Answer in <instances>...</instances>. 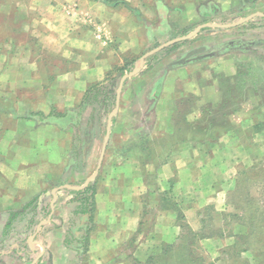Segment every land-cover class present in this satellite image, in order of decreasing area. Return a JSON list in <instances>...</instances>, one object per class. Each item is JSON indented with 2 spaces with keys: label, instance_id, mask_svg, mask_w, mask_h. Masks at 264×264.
I'll list each match as a JSON object with an SVG mask.
<instances>
[{
  "label": "crops",
  "instance_id": "1",
  "mask_svg": "<svg viewBox=\"0 0 264 264\" xmlns=\"http://www.w3.org/2000/svg\"><path fill=\"white\" fill-rule=\"evenodd\" d=\"M232 1L209 0L210 6L205 9L207 16L199 22H214L208 15L215 7L214 2L230 8ZM8 5L14 11L3 16L2 23L9 30L27 25L29 40L16 43L0 36V264L146 263L149 246L154 242L149 238L136 239L148 206L142 191L147 187L144 178L155 172V182L166 184L170 179L165 176L167 168H181L180 175L186 176L187 168L190 174V168L201 167L205 161L203 154L190 153L187 157L194 145L178 139L174 121L182 114L179 107L182 100L193 94L177 86L197 70L199 62L193 58L196 52L193 50L199 46L195 40L198 33L177 42L191 44L181 53L189 55L188 59L174 62L173 56L177 55L174 53L147 70L142 60L143 69L134 68L135 74L125 79L120 93L122 79L119 83L120 100L127 89L132 90L136 109H142L145 101L150 102L153 84L162 81L160 93L165 91L170 97L158 104L156 123L150 134L154 141L170 138L165 158L156 155L147 161L138 154L130 159L119 158L120 162L111 165L103 163L101 157L104 158L111 140L112 134H109L97 166L85 176L72 166L69 154L68 142L74 127L64 126L63 116L54 119L52 111L57 96L67 98L63 109L84 101L107 74L121 70L127 57L142 50L148 33L152 37L157 32L171 35L176 14L187 16L184 30H188V23L195 18L193 11L202 16V0H111L109 4L102 0H1L0 6ZM160 5L162 11L158 9ZM246 5L243 4L251 7ZM157 22L166 23L167 28L156 31L145 25ZM187 32L182 36L191 31ZM248 44L244 42L243 46ZM8 102L13 107L5 109ZM134 115L130 110L125 119L132 121ZM182 117L189 118L188 114ZM139 133L142 132L137 124L130 126L128 143L120 150L133 151L140 147L143 140ZM243 134L244 130H240L236 136ZM93 181L97 183L96 189L93 186V191L81 192ZM86 198L92 202L91 208H76V201ZM148 198L152 200L153 196ZM158 198L164 199L160 194ZM42 200L50 204L47 220L43 215L44 204L41 208L36 205ZM31 209L36 220L30 228H19L21 216L29 214ZM80 216L91 221L84 228L88 235L86 259L80 257L81 251L77 257L74 254L79 226H73L72 220L79 218L80 221ZM44 224L49 225L45 231ZM33 229L36 231L31 235ZM25 233L28 235L25 240L18 238ZM23 244L28 247V258L23 256Z\"/></svg>",
  "mask_w": 264,
  "mask_h": 264
},
{
  "label": "rangeland",
  "instance_id": "2",
  "mask_svg": "<svg viewBox=\"0 0 264 264\" xmlns=\"http://www.w3.org/2000/svg\"><path fill=\"white\" fill-rule=\"evenodd\" d=\"M248 3L251 7L243 6ZM214 5L208 15L215 23L199 22L207 16L205 9L210 6L209 0H202V16L194 12L196 8L191 5L195 18L188 23L190 33L206 23L225 25V28H204L200 33L197 32L195 40L199 46L193 50L196 51L193 58L199 62L197 70L194 75L181 77L183 79L177 86L193 93L183 99L179 106L182 110L180 115L188 114L190 121L178 119L177 125L189 132L203 134V139L197 143L190 142L194 150L188 151L187 157H190V153L203 154L205 161L201 167L190 168V174L187 168L186 176L180 175L181 168H167L165 176L170 179L166 184L155 182V172L144 178L147 187L142 191L147 196L144 202H148V206L142 215L136 239L149 238L154 242L153 246H149L150 256L144 264H174L183 253L190 252L195 264H264V16L255 14L264 12V0H233L230 8L217 2ZM158 9L163 10L161 5ZM13 11L11 5L0 6V36L16 43L29 40L27 25L19 26L17 31L15 28L7 29L2 23L3 16ZM176 16L175 29L173 31L171 28V35L157 32L152 37L148 33V40L142 50L127 57L121 70L116 69L107 74L90 93V97L87 96L80 104L63 109L67 98L56 97V106H53L55 109L52 111L54 119L63 116L64 126L74 127L68 146L76 171L86 176L95 169L104 140L109 134H112L111 140L108 141L104 158L101 157L103 163L108 165L120 162L122 159L119 158L130 159L138 154L147 161L156 155L163 159L168 154L170 138L154 141L150 134L156 123L158 104L165 103L170 97L165 91L160 93L162 81L153 84L150 102L145 101L142 109H136V97H133L132 90L127 89L121 96L120 109L117 112L114 110L120 80L125 74L133 72L134 68L141 71L142 60L147 70L174 53L177 54L173 56L174 62L189 58V55L181 54L191 46L184 43L172 44L145 56L169 40L188 33V30H184L187 16L180 13ZM234 23L238 24L232 25ZM145 25L147 29L152 27L156 31L167 28V24L161 22ZM14 31L19 34L12 36L11 32ZM244 42L249 44L245 47ZM202 45H207V49L200 47ZM1 105L0 101V109ZM235 105L238 106L236 109ZM9 107H13L12 102L5 103V109ZM209 108L213 109L214 118L203 113ZM130 110L135 112L132 121L125 119ZM39 118L43 120L42 115ZM135 124L142 132L139 133L142 145L133 151L120 150L121 146L128 143L126 138H130V126ZM240 130H244V136L237 137ZM212 136L215 137L210 139ZM93 182L87 184L91 185L92 191L97 187L96 181ZM159 194L163 200L158 198ZM149 195L153 196L152 200L148 198ZM89 199L92 201V194ZM89 199L76 201L79 204L76 203V208H91L93 204ZM42 204L44 219L47 220L50 204L46 200L36 203L40 208ZM72 206L74 208L75 203ZM32 210L21 216L17 224L19 228L32 226L36 220ZM78 219L72 220L73 226H79L74 254L77 257L81 251L80 257L86 259L89 255L88 235L84 228L91 221L82 216L80 221ZM80 222L85 224L81 226ZM48 226L44 224V231ZM35 231L33 229L27 233L33 235ZM27 233L18 238L25 240ZM172 245L176 248L170 254L168 248ZM22 247L25 252L23 256L28 258V247L26 244ZM244 249L246 251H242Z\"/></svg>",
  "mask_w": 264,
  "mask_h": 264
},
{
  "label": "trees",
  "instance_id": "3",
  "mask_svg": "<svg viewBox=\"0 0 264 264\" xmlns=\"http://www.w3.org/2000/svg\"><path fill=\"white\" fill-rule=\"evenodd\" d=\"M102 1H104L105 3H107V4H109V3H111V0H102ZM240 96L242 95V93H240L239 94ZM235 103H238V102H235ZM238 106H236L235 105V109L237 108ZM203 113L204 114H206V115H208V117L210 116V117H213L214 116V113H213V109L211 108H209V109H206L205 111H203ZM182 116H184V115H180V116H177L176 117V121H175V127H176V131H177V133L176 134H178L177 135V137H178V139L180 140V141H183V142H194V143H197L198 142V140H201V139H203V134L201 133H199V132H197V131H194V132H189V130L187 131L185 128H183V127H179L178 125H177V120L178 119H183V120H187V121H190V120H188V118L187 117H185V118H183ZM214 118V117H213ZM212 120H216V119H212ZM183 129H185V130H183ZM221 135V134H220ZM213 137H215V136H212L210 139H213ZM171 142V141H170ZM89 191H92V188H91V185L90 186H87L85 189H83L81 192H83V193H85V192H89ZM92 196H93V194H92ZM175 248H176V246L175 245H172V246H170L169 248H168V251H169V253L170 254H172L173 252H174V250H175ZM167 251V252H168ZM191 251V250H190ZM242 251H246L245 249L244 250H242ZM191 253L192 252H190L189 254L188 253H183L182 254V257H180L178 260H174L175 262H174V264H195V260L191 257ZM173 263V262H172Z\"/></svg>",
  "mask_w": 264,
  "mask_h": 264
},
{
  "label": "water",
  "instance_id": "4",
  "mask_svg": "<svg viewBox=\"0 0 264 264\" xmlns=\"http://www.w3.org/2000/svg\"><path fill=\"white\" fill-rule=\"evenodd\" d=\"M256 15H264V14L259 13V14H256ZM237 24H238V23H234V24H232V25H237ZM204 27H225V25H221V24L217 25V24H214V23H208V24L200 25V26L196 29V31H195L194 33H190V34H188V35H186V36H182V37H178V38H174V39H172V40H169L168 42H166V43H164V44L158 46L157 48L151 50V51L148 52L145 56H148V55H150V54L156 53V52H158V51H160V50L166 48L167 46H170V45H172V44H174V43L180 42V41H182V40H184V39H186V38L192 37V36H194L197 32H199V31H200L202 28H204ZM134 74H135V72L133 71V72H131V73H129V74H125V75L122 77L121 84H120V88H119V93H120V91H121V89H122V86H123V84H124L125 79L128 78V77L133 76ZM119 95H120V94H118V98H117V106H116V109L114 110V112H117V111H118L119 102H120V97H119ZM109 130H110V124H109V126H108V131H109ZM108 139H109V135L106 136V140H105V141L107 142Z\"/></svg>",
  "mask_w": 264,
  "mask_h": 264
}]
</instances>
